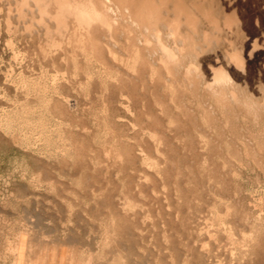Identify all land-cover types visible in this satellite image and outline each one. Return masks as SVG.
<instances>
[{"label": "rangeland", "instance_id": "obj_1", "mask_svg": "<svg viewBox=\"0 0 264 264\" xmlns=\"http://www.w3.org/2000/svg\"><path fill=\"white\" fill-rule=\"evenodd\" d=\"M231 1L264 51V0ZM5 16L1 2L0 264H264V117L128 78L70 80Z\"/></svg>", "mask_w": 264, "mask_h": 264}, {"label": "bare ground", "instance_id": "obj_2", "mask_svg": "<svg viewBox=\"0 0 264 264\" xmlns=\"http://www.w3.org/2000/svg\"><path fill=\"white\" fill-rule=\"evenodd\" d=\"M0 1L8 34L37 42L55 64L58 57L71 63L70 80L82 74L88 80L93 74L106 80L128 78L139 81L141 91L157 87L174 96L182 90L214 112L264 117V68L252 67L261 53L264 62V51H259L257 37L246 34L231 0ZM80 59L90 65L84 73ZM61 75L66 77L55 70L53 78ZM121 97L132 112L130 90Z\"/></svg>", "mask_w": 264, "mask_h": 264}]
</instances>
